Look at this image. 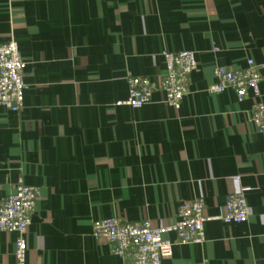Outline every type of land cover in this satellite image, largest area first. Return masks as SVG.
Listing matches in <instances>:
<instances>
[{"label":"crops","instance_id":"crops-1","mask_svg":"<svg viewBox=\"0 0 264 264\" xmlns=\"http://www.w3.org/2000/svg\"><path fill=\"white\" fill-rule=\"evenodd\" d=\"M26 65L23 107L0 106V203L22 180L40 196L25 234L26 264H127L92 235L96 219L169 227L179 205L203 199L202 243L165 238L162 264H264V134L253 98L211 93L217 65L253 59L264 102V0H0V42ZM195 52L177 108L155 90L125 103L127 78L158 81L163 52ZM239 176V182L233 177ZM241 190L248 217L227 223ZM16 232L0 230V264H14Z\"/></svg>","mask_w":264,"mask_h":264},{"label":"built area","instance_id":"built-area-1","mask_svg":"<svg viewBox=\"0 0 264 264\" xmlns=\"http://www.w3.org/2000/svg\"><path fill=\"white\" fill-rule=\"evenodd\" d=\"M162 54L165 60L163 76L158 81L146 76H129L127 98L118 103L141 107L150 102L153 91L159 90L166 105L179 106L187 91L188 76L198 65L195 52L183 50ZM25 65L13 38L0 42V106L13 112L23 107ZM213 76L215 82L209 86V92L220 93L231 88L238 98L247 95L253 98L250 122L264 134V102L259 88L261 75L253 59H247L246 66L241 68L217 65L213 69ZM233 180L239 182L240 177L235 176ZM39 196L38 186L18 180L14 190L0 203V230L18 235L14 264H26L25 234ZM203 205L201 197L183 201L178 207L176 221L169 227H154L148 219L136 222H122L116 217L96 219L92 223V235L107 240L114 254L129 257L127 264H162V258L172 253L173 243L165 238L168 231L175 232L177 243L203 242L204 222L208 219L202 214ZM247 217L245 196L241 190H237L227 195L224 213L215 218L227 223H239L246 221Z\"/></svg>","mask_w":264,"mask_h":264}]
</instances>
